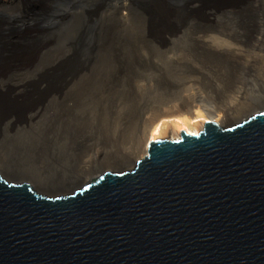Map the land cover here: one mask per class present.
I'll use <instances>...</instances> for the list:
<instances>
[{
	"label": "water",
	"instance_id": "1",
	"mask_svg": "<svg viewBox=\"0 0 264 264\" xmlns=\"http://www.w3.org/2000/svg\"><path fill=\"white\" fill-rule=\"evenodd\" d=\"M190 1L137 6L171 32ZM76 185L0 172V264H264V108L149 140L131 167Z\"/></svg>",
	"mask_w": 264,
	"mask_h": 264
},
{
	"label": "rangeland",
	"instance_id": "2",
	"mask_svg": "<svg viewBox=\"0 0 264 264\" xmlns=\"http://www.w3.org/2000/svg\"><path fill=\"white\" fill-rule=\"evenodd\" d=\"M14 1L16 2L14 3L13 9L14 11L15 9L16 10L18 9L17 11H19V12L15 11V13L22 14L24 16V20L26 19L31 20L29 21L28 24H27L28 21L27 20L25 21V25L27 27L24 26V31H23L24 37L23 36L21 37V44L24 47H26V50H29L30 48L29 50L30 52H34L33 50H35L34 56H33V58L35 57L34 58L35 61L33 62L38 61L37 62L38 64L43 65V64H46L48 61H50L51 63L48 62L47 64L52 66L53 65L52 63L54 61L53 66L55 67L53 66L52 67L55 69H52L51 71H52V74L57 79L54 82V86H53L54 88H52L51 87L52 85L50 86L49 84L48 86H46L48 92H45L44 89H41L42 85L38 84V83L40 84H43V83L40 81L38 82L37 78H32L29 80V85H28L29 90L27 89L28 92H26V94L24 93L22 97L20 98L18 97L17 99V101H22V102L27 99L28 103L27 102H24V103H27L28 107L29 106L33 107L36 105V103L41 105L43 110H41L42 108H40V111H38V115L42 114L43 112L42 114L43 117L42 115H40L39 117L37 115L38 120L36 124L25 125L24 123V124L18 125L19 124L18 123V124L12 125L8 123V121L4 120V118L6 117L5 113L8 111L7 109H9L10 107L12 108L13 105L8 104V102L4 103L3 97L0 96V106H1L0 111H2V113L0 112L1 113L0 114L1 115L0 116V128H1L0 138L2 139L3 137L4 139V140L0 139V170L2 169L5 170L8 168L10 171H12V173H14L19 178H24L30 181L32 177H34V178H39L38 180L41 182L43 181V177L46 178V176L53 174L54 172H56V170H58V172L64 171L62 170L63 169L62 167L64 165L62 164L63 163L62 161L65 159V157H62L64 155L62 151L66 152L67 151L66 149L70 147H74V145L75 146L82 145L84 147L87 144H89L87 151H85V154L83 153L81 155V158L79 157L80 155L79 156L77 155L72 165V166L75 165V168H76V170L74 169L76 176H75V179L72 180L73 184L76 185L82 181L88 180V178L90 179L91 177H94L95 175H97V173L99 172L97 170L104 168L105 165L109 166L107 167L108 169L118 168V167H131L133 164V159L138 156L135 159L136 161L143 154V150H144L143 141L145 138V134L147 133L149 135V133L152 131V128L151 127L149 128V126H152V124H155L157 122H162L165 119H169V117H167L168 116L167 114L169 113L181 112L182 116L191 118L193 121L194 128H196L198 131L199 124H202L205 120L211 119V118H208L209 114H215V116L212 115L213 116L212 120L216 121L218 119L220 120V118L223 117L224 113H226L225 116L229 115L227 118H229L230 119L229 121L232 122L235 119L237 120L238 118H241L245 113H251V111L255 110L256 108H259V107L264 108V34H263L264 29L262 30V32H258V29L257 31H253L252 33H250L252 35L250 34L248 35L249 39L247 37L246 38L244 37L242 39L243 40L242 43H239L237 40H234L236 37H234L233 33H230V34H233L232 36L224 35L223 33H215V32L208 33L209 35H214L213 36L214 39L208 38L209 35L204 36V37L202 36L205 41L212 40L213 44L218 48V50L220 52L222 51L223 54H225L223 57L221 56L222 60L223 59L224 61L230 60L231 65L233 63L232 67L233 66H234L233 68L236 67L232 72H228L226 70L224 71L223 69L221 70L222 67L219 64V62L216 60V59H219L220 56L215 57L216 58L215 59L212 57L213 55L211 56L210 53H207L200 48L201 44H199L196 41V37L191 36L190 29L184 28L181 32L176 33L175 35L166 37V39H164L163 45H161L162 47H158V46L156 47V45L150 44L152 42H148V40L145 38L147 28L149 29V27L147 26V24H146L147 27L145 26V24H143L142 26L138 24L142 17L141 15L138 14L137 10H135L131 6V5L139 4L141 0H75V1L72 0V2H70L69 0H54V2H52L53 0H46V1L45 0H29V1L28 0H18L19 2L17 0H14ZM16 3H18L19 5H17ZM15 5H17V7H15ZM120 5H123L126 8L127 6L129 7V10L128 9L123 10L122 16H120V14L117 13L118 7ZM36 8L38 9L36 10ZM23 10L25 12H23ZM7 11H9L8 14L11 13L10 12L11 10H7ZM35 13L37 14L39 13L38 16ZM42 13L45 15L42 16L43 15ZM3 14H5V12H3ZM3 14L0 13V15H2L0 18L1 23L4 22L5 17L7 15V14L5 15ZM44 17L46 21H48V23L44 21L45 20ZM32 18H34L33 20L35 19L37 20L33 21ZM32 21L34 22V24ZM1 23H0V32H1L0 33V48H2L3 46L4 38L6 35V32L2 27L3 24ZM152 24H154L153 21H152ZM30 26L32 27L30 28ZM45 26H46V29H45ZM40 29L42 32L44 33L46 32V33L45 34L42 33L41 31H39ZM2 31H4V33ZM235 33L237 36V31H235ZM261 33L263 34V36H261ZM32 35L33 37H31ZM105 35L107 38L111 40V46H108L109 47L108 49H107V45L100 46L99 48H95L94 50H92V52H90L92 49L91 43L94 42V44H98L99 41H101V39L105 37ZM247 39L248 41L249 40L252 41L253 39L254 40L257 39V40L256 42H254V40L252 42L251 41L248 42ZM41 40L43 43L41 42ZM38 41L40 44H38ZM247 43H248V46H247ZM28 44L30 47H28ZM151 45H153L156 49L154 48L155 49L154 50L153 46ZM62 47H64L65 49ZM66 47H69V48L66 49ZM41 49H44V50H41ZM60 49H61V52H60ZM64 51H67V52H64ZM79 51H83V52H79ZM202 51H204V53ZM56 52H57L56 56H58V54L60 53L59 58L55 56ZM199 52L202 55L199 54ZM40 53H44L43 54L44 57L42 56L40 58V56L42 55ZM84 53L86 55H84ZM101 53H105V56L103 57V59L99 62L97 61L94 62L96 63L94 65V70L89 75L85 76L87 74L86 73L87 69H90L92 65L94 64V63L92 64V62L94 61L93 59L97 57L98 55H100ZM146 53L147 55L145 56ZM226 57L227 58L229 57V58L226 59ZM231 57H232V60H231ZM77 58H79V60ZM109 58L111 61H109ZM132 58H133V61H132ZM204 58H207L209 62L207 61V59H204ZM40 61H42L43 63H41ZM122 61L124 62L122 63ZM109 62L111 65L115 66L114 70H113V66L108 65ZM142 63L143 64L145 63L144 64L145 66H143ZM69 65L70 67L72 66L71 67L72 69L69 67ZM215 65L216 66L218 65V66L216 67ZM125 66L127 69L125 68ZM76 67H78L79 69L77 68L76 70ZM132 67H134V70ZM139 67L140 68L143 67V68L138 69ZM146 67H148L149 69ZM69 68L72 71L68 70ZM128 68H129V71H128ZM56 69H57V72L55 71ZM144 69L146 71H144ZM73 70H76L77 72L78 71L79 72L78 73L76 71L73 72ZM139 70H141L142 73ZM236 70L238 71L236 72ZM82 71H85V72L81 74ZM149 71H151L150 73H152V75L149 73ZM225 73L229 74L228 75L229 78L227 77V74ZM239 73H240L239 76L241 78H239L238 76ZM41 74L44 76V74L46 73H41ZM113 74H117V75H113ZM223 74L226 76H223ZM46 75L47 76L49 75L48 72ZM66 75L68 76V78ZM71 76L73 77L72 80H71ZM78 76L79 77L81 76V77L79 78ZM78 78L79 79L82 78L81 79L82 82H80ZM152 80H155V81H152ZM234 80L238 86L235 84ZM67 81H69L70 83H68ZM75 81L77 84L74 83ZM55 83L57 87L55 86ZM239 83L241 85H239ZM67 84H69V86ZM80 85L83 86L84 88L80 87ZM109 85L111 86V88ZM246 85L247 87H245ZM233 86H235L236 88ZM101 87L104 89V91ZM48 88H50L51 92H49ZM64 88L67 89L66 90L67 92L65 91ZM72 88H74L75 90ZM80 89L82 90L86 89V91L83 90L84 91L83 92V91H80ZM95 89L96 90L98 89V90L96 91ZM127 90H130V91H127ZM30 91L32 92L30 93ZM35 91L38 92L39 94L36 93ZM62 92L65 94H63ZM76 93L78 95H75ZM114 94H116V97L114 96ZM54 95L56 98H53ZM57 95H59L60 98ZM64 95H67L68 98L67 96H65L66 97L65 98ZM127 95L128 96L130 95V96L128 97ZM77 96H79L80 98ZM50 97L52 98L50 99ZM75 97L76 99H73ZM81 97L85 100H83ZM47 98L50 100H47ZM121 99L122 101H124L123 103ZM51 100H53V102L55 100V102L53 103ZM81 102H84V104ZM68 103L69 104L72 103L71 106L68 105ZM114 104L115 105L117 104V105L114 106ZM42 105L48 106V107H43ZM189 107H193V110L196 112V114L200 115V117L192 118L189 115V113L184 111V110H187ZM44 108H46L47 110L46 109L44 110ZM48 109H49V112H48ZM67 111L68 113H66ZM108 111L109 112L111 111L110 113L112 115H110ZM45 113H47V115ZM216 114L219 117H217ZM51 116L53 117L51 118ZM182 116H178V117H182ZM45 117H47L48 119H43ZM157 117L159 119H157V121L154 122L153 120L154 119L156 120ZM102 119L106 121L103 122ZM224 119L226 118L224 117ZM151 122H154V123L151 124ZM8 125H9V128H8ZM11 126H13L12 128L14 130L11 129ZM21 126L23 128H21ZM81 126L83 127V129H81L82 128ZM30 127L32 129H30ZM4 129H6V131H4ZM76 129H77V132H76ZM84 129L85 131H83ZM11 131H13L14 133L13 132L11 133ZM15 131L16 132L21 131V132L16 133ZM100 131L103 133V136H101L102 133ZM9 137L11 139H9ZM86 137L87 138L89 137V138L87 139ZM155 138H159V137L157 136ZM8 139L11 141H9ZM64 139L68 140V144L70 146L67 144V141H65ZM46 140L48 142H46ZM77 140L78 141L80 140L79 142L82 141L83 144L82 142L79 143ZM96 140L97 141L99 140V142L97 143ZM4 142H6L7 144ZM8 142L10 144H8ZM3 143L6 144V147ZM107 144L108 146H106ZM22 148H24L25 150V151L23 150L24 152H22ZM62 148H65V149L62 150ZM53 149L55 152L53 151ZM49 150H51L54 153L50 151L52 154L51 155ZM114 150H116V152ZM59 152H60V155H59ZM119 152H120V155L118 154ZM10 153H12V155ZM23 153H25L26 155ZM36 153L37 154L40 153V155L38 154L39 155L38 156ZM104 153L106 154L107 158ZM115 153L119 157L115 156ZM36 155L38 158L37 157L35 158ZM18 156L19 157L21 156V157L19 158ZM47 156L50 160L47 158ZM13 157L15 158L18 157V158L14 159ZM58 157L63 158V159H59ZM112 157L114 158L112 159ZM12 158L16 160V162H18V159H19V162L15 163ZM21 158H24V159H21ZM54 158L55 159L57 158L58 161H55ZM80 160L85 161L84 164H81V162H78ZM45 161H48L49 163ZM88 161H91V163L89 162L90 165H87ZM10 163L12 166L13 165L14 166L12 167ZM57 166L59 167V169ZM48 173H51V174H48ZM57 185H60L57 189L63 187L62 186L63 184H57ZM69 187L70 186H67L65 188H69Z\"/></svg>",
	"mask_w": 264,
	"mask_h": 264
},
{
	"label": "bare ground",
	"instance_id": "3",
	"mask_svg": "<svg viewBox=\"0 0 264 264\" xmlns=\"http://www.w3.org/2000/svg\"><path fill=\"white\" fill-rule=\"evenodd\" d=\"M18 1V0H17ZM29 1V0H28ZM46 1V0H45ZM70 2H72V0H69ZM73 1H75V0H73ZM16 1H14V0H0V13L1 14H3V12H5V14H7L6 15V17H5V20H4V22H0L1 24H3L2 25V27H3V29L5 30V32H6V35H5V38H4V43H3V46H2V48H0V96H2L3 97V102L4 103H7L8 102V104H11V105H13V107L11 108L10 106V108L9 109H7L8 111V113L6 112L5 113V115H6V117L4 118V120H6V121H8V123H10V124H12V125H14V124H18V125H20V124H24L25 123V125H31V124H36V122H37V118L40 116V115H42L43 114V112H42V114H39L38 115V111H40V108H42L41 107V105L40 104H38V103H36V105L35 106H27L28 104V102H27V99L25 100V101H17V99H18V97L20 98V97H22L23 95H24V93L26 94V92H28V85H29V80L30 79H32V78H37V81L39 82H42L43 84H40V83H38L39 85H42V88L41 89H44V91L45 92H48V90H47V87L46 86H48L49 84H50V86L52 87V88H54L53 86H54V82H55V80L57 79L53 74H52V69H55V68H53V67H55V66H53L54 65V61H53V67L51 66V65H48L47 63L48 62H50V61H48L46 64H43V65H41V64H38L37 62H33V61H35L34 60V58H33V56H34V52H35V50H33L34 52H30L29 50H30V48H29V50H26V47H24L22 44H21V37L23 36V31H24V26H26L25 25V21L27 20H24V16L22 15V14H18V13H15V11L16 12H19V11H17L16 9H15V11H14V9H13V7H14V3H15ZM19 2V1H18ZM52 2H54V0L52 1ZM30 3V2H29ZM44 3V2H43ZM48 3H49V1H48ZM69 3V2H68ZM68 3H66V4H68ZM17 5H19L18 3H16ZM51 4V3H50ZM17 5H15V7H17ZM21 5V4H20ZM27 5V4H26ZM25 5V6H26ZM34 5V4H33ZM131 5V4H130ZM24 6V5H23ZM38 6V5H37ZM44 6V5H43ZM47 6V5H46ZM50 6V5H49ZM135 10H137V12H138V14L139 15H141V19H140V21H139V23L138 24H140V26H142L143 24H145V26H146V24H147V26L149 27V29L147 28V31H146V35H145V38L148 40V42H152V43H150V44H153V45H156V47L158 46V47H162L161 45H163V43H164V39H166V37H169V36H171V35H175L176 33H179V32H181L184 28H187V29H190L191 30V36H193V37H196V41L199 43V44H201V49L202 50H204L205 52H207V53H210L211 54V56L213 57V58H215V57H217V56H220V58L219 59H216L218 62H219V64L221 65V70L223 69L224 71L226 70V71H228V72H232L235 68H233L232 67V65H233V63H232V65H231V61L230 60H225L224 61V59L222 60L221 59V56L223 57L225 54H223V52L221 51H219L218 50V48L213 44V42H212V40H207V41H205L204 40V36H208L209 34L208 33H210V32H215V33H223L224 35H233L234 34V37H236L234 40H237L239 43H242V39L245 37H247L248 38V35L250 34V33H252L253 31H257V29H258V32H262V30L264 29V0H214V1H212L211 2V0L209 1V0H195V1H190L189 2V4H188V11H187V13H186V15H184L183 17H170V19H169V21H172V22H175V24H177V25H180V27H178L177 28V30H175V31H166V30H159V29H154L153 30V28L151 27V20H150V16L148 15V14H146V13H144V12H142L141 10H140V8L137 6V5H131ZM28 7V6H27ZM32 7V6H31ZM54 7V6H53ZM41 8H42V6H41ZM99 8V7H98ZM24 9V8H23ZM30 9V8H29ZM38 8H36V10H37ZM45 9V8H44ZM124 9H128L129 10V7L127 6V8L125 7V6H123V5H120L119 7H118V10H117V13H119L120 14V16H122L123 15V10ZM7 10H11L10 12V14H8L9 13V11H7ZM20 10V9H19ZM33 10V9H32ZM35 10V11H36ZM49 10V9H48ZM196 10H198V14H196L194 11H196ZM21 11V10H20ZM25 11H26V9H25ZM24 10H23V12H25ZM42 11V10H41ZM31 12V11H30ZM44 12V11H43ZM46 12V11H45ZM41 13V12H40ZM103 13V12H102ZM5 14H3V15H5ZM26 14V13H25ZM24 14V15H25ZM35 14H37V13H35ZM39 14V13H38ZM38 14H37V16H38ZM43 14V13H42ZM41 14V15H42ZM47 14V13H46ZM27 15V14H26ZM30 15H32V14H30ZM45 14H43L42 16H44ZM56 15V14H55ZM1 16L2 15H0V18H1ZM42 16H40V17H42ZM49 16V15H48ZM57 16V15H56ZM100 16H101V14H100ZM26 17V16H25ZM33 17V16H32ZM53 17V16H52ZM3 18V17H2ZM60 18V17H59ZM34 18H32V20H33ZM44 19H45V17H44ZM37 19H35V20H33V21H36ZM48 20V19H47ZM28 22H27V24L29 23V21H31V20H27ZM32 21V22H33ZM41 21H43V20H41ZM44 21H46V19L44 20ZM31 22V23H32ZM47 23H48V21H46ZM45 22V23H46ZM36 23V22H35ZM43 23V22H42ZM33 24H34V22H33ZM38 24V23H37ZM37 24H35V25H37ZM40 24V23H39ZM50 24V23H49ZM29 25H31V24H29ZM47 25V24H46ZM53 25V24H52ZM44 26V25H43ZM146 26V27H147ZM1 27V28H2ZM27 27V26H26ZM32 26H30V28H31ZM41 28V27H40ZM51 28V27H50ZM27 29H29V28H27ZM45 29H46V26H45ZM48 29V28H47ZM2 30V29H1ZM50 30V29H49ZM30 31H31V29H30ZM29 31V32H30ZM34 31V30H33ZM37 31H38V29H37ZM36 31V32H37ZM39 31H41V29L39 30ZM44 31V30H43ZM224 31V32H223ZM235 31H237V36H236V33H235ZM3 33H4V31H2ZM27 32V31H26ZM42 32V31H41ZM49 32V31H48ZM1 33V32H0ZM42 33H44V32H42ZM46 33V32H45ZM44 33V34H45ZM230 33H233V34H230ZM36 34H38V33H36ZM43 34V35H44ZM264 34V33H263ZM263 34L261 33V36H263ZM250 35H252V34H250ZM254 35V34H253ZM258 35V34H257ZM259 35H260V33H259ZM27 36H28V34H27ZM46 36V35H45ZM108 36V35H107ZM203 36V37H202ZM214 35H209L208 36V38H210V39H214V37H213ZM231 36H230V38H231ZM24 37V36H23ZM26 37V36H25ZM31 37H33V35L31 36ZM31 37H30V39H31ZM36 37V36H35ZM38 37V36H37ZM42 37V36H41ZM40 37V38H41ZM51 37V36H50ZM124 37V36H123ZM229 37V36H228ZM253 37V36H252ZM39 38V39H40ZM43 38H44V36H43ZM48 38V37H47ZM255 38H256V36H255ZM257 38H259V37H257ZM262 38V37H261ZM39 39H37V40H39ZM46 39V38H45ZM49 39H51V38H49ZM119 39V38H118ZM233 39H232V41H233ZM249 39V38H248ZM248 39H247V41H248ZM172 40V39H171ZM254 40V39H253ZM252 40V41H253ZM257 40V39H256ZM256 40H254V42H256ZM261 40H263V39H261ZM25 41V40H24ZM26 41H27V39H26ZM33 41V40H32ZM46 41V40H45ZM44 41V42H45ZM113 41V40H112ZM231 41V42H232ZM244 41H246V40H244ZM249 41H251V40H249ZM248 41V42H249ZM251 41V42H252ZM2 42H3V40H2ZM1 42V43H2ZM41 42H42V40H41ZM118 42H119V40H118ZM258 42V41H257ZM23 43V42H22ZM26 43V42H25ZM34 43H35V41H34ZM43 43V42H42ZM98 43V42H97ZM116 43V42H115ZM24 44V43H23ZM38 44H40L39 43V41H38ZM49 44V43H48ZM121 44V43H120ZM246 44V43H245ZM251 44V43H250ZM36 45V44H35ZM105 45H107V49L109 48L108 46H111V40L109 39V38H107L106 37V35H105V37H103V39H101V41H99V43L98 44H94V42L93 43H91V51L90 52H92V50H94L95 48H99L100 46H105ZM153 45H151V46H153ZM253 45H255V44H253ZM27 46V45H26ZM37 46V45H36ZM35 46V47H36ZM39 46V45H38ZM41 46V45H40ZM48 46V45H47ZM90 46V45H89ZM247 46H248V43H247ZM28 47H30L29 46V44H28ZM33 47V46H32ZM32 47H31V49H32ZM38 48V47H37ZM37 48H35V49H37ZM43 48H44V46H43ZM62 48H64V47H62ZM67 48H69V47H66V49ZM72 48H73V46H72ZM148 48H149V46H148ZM155 47L153 46V49H154ZM164 48V47H163ZM34 49V48H33ZM65 49V48H64ZM63 49V50H64ZM150 49H152V48H150ZM156 49V48H155ZM154 49V50H155ZM158 49H160V48H158ZM217 49V50H216ZM41 50H44V49H41ZM41 50H39V51H41ZM75 50V49H74ZM79 50V49H78ZM78 50H77V52H78ZM87 50V49H86ZM59 51V50H58ZM57 51V52H58ZM68 51V50H67ZM67 51H64V52H67ZM69 51H70V49H69ZM161 51V50H160ZM201 51V50H200ZM204 51H202L203 53H204ZM218 51V52H217ZM57 52H56V54H55V56L57 55ZM60 52H61V49H60ZM63 52V53H64ZM74 52V51H73ZM76 52V53H77ZM79 52H83V51H79ZM90 52H88V53H90ZM148 52V51H147ZM197 52V51H196ZM33 53V54H32ZM63 53H62V55H63ZM70 53H71V51H70ZM70 53H68V54H70ZM75 53V54H76ZM87 53V52H86ZM36 54V53H35ZM40 54H42L41 56H40V58L43 56V54L44 53H40ZM39 54V55H40ZM149 54V53H148ZM199 54H201L200 52H199ZM206 54V53H205ZM59 55H60V53L58 54V56H56V57H58L59 58ZM79 55V54H78ZM81 55V54H80ZM84 55H86L85 53H84ZM147 55V53L145 54V56ZM202 55V54H201ZM200 55V56H201ZM208 55V54H207ZM226 55H227V53H226ZM31 56V57H30ZM68 56V55H67ZM66 56V57H67ZM75 56V55H74ZM82 56H83V54H82ZM81 56V57H82ZM88 56V55H87ZM105 56V53H101L100 55H98L97 57H95L92 61V64L94 63V62H99V61H101L102 59H103V57ZM205 56V55H204ZM37 57V56H36ZM44 57V56H43ZM61 57V56H60ZM65 57V58H66ZM91 57H92V55H91ZM137 57V56H136ZM142 57V56H141ZM141 57H140V59H141ZM199 57V56H198ZM38 58V57H37ZM118 58V57H117ZM144 58V57H143ZM208 58V57H207ZM207 58H204V59H207ZM225 58V57H224ZM229 58V57H228ZM227 57H226V59H228ZM61 59V58H60ZM69 59H70V57H69ZM72 59V58H71ZM78 60H79V58H77ZM77 59H76V61H77ZM106 59V58H105ZM147 59V58H146ZM209 59V58H208ZM208 59H207V61H208ZM221 59V60H220ZM52 60V59H51ZM56 60H58V59H56ZM64 60V59H63ZM66 60V59H65ZM68 60V59H67ZM87 60V59H86ZM119 60V59H118ZM138 60H139V58H138ZM231 60H232V57H231ZM43 61V60H42ZM42 61H40L41 63H43ZM71 61V60H70ZM109 61H111L110 60V58H109ZM114 61V60H113ZM116 61V60H115ZM120 61V60H119ZM132 61H133V58H132ZM135 61V60H134ZM234 61V60H233ZM232 61V62H233ZM62 62V61H61ZM108 62V61H107ZM117 62V61H116ZM115 62V63H116ZM124 61H122V63H123ZM142 62V61H141ZM147 62V61H146ZM209 62V61H208ZM211 62V61H210ZM216 62V61H215ZM51 63V62H50ZM58 63V62H57ZM63 63H65V62H63ZM69 63V62H68ZM67 63V64H68ZM80 63V62H79ZM78 63V64H79ZM119 63V62H118ZM140 63V62H139ZM70 64V63H69ZM81 64V63H80ZM83 64H84V62H83ZM86 64V63H85ZM96 63H94L93 65H92V67L90 68V69H87V74L85 75V76H87V75H89L93 70H94V65H95ZM113 64H114V62H113ZM129 64V63H128ZM143 64V63H142ZM145 64V63H144ZM143 64V66H145ZM205 64H206V62H205ZM71 65V64H70ZM70 65H69V67H70ZM108 65H110V66H113V65H111L110 64V62L108 63ZM119 65V64H118ZM125 65V64H124ZM133 65H134V63H133ZM139 65V64H138ZM137 65V66H138ZM213 65V64H212ZM235 65V64H234ZM66 66V65H65ZM79 66V65H78ZM85 66V65H84ZM89 66V65H88ZM120 66V65H119ZM129 66V65H128ZM151 66V65H150ZM216 66V65H215ZM214 66V67H215ZM218 66V65H217ZM216 66V67H217ZM67 67V66H66ZM72 67V66H71ZM70 67V68H71ZM82 67V66H81ZM114 67L115 66H113V70H114ZM124 67V66H123ZM57 68V67H56ZM70 68L68 69V70H70ZM77 68L78 67H76V70H77ZM83 68V67H82ZM88 68V67H87ZM117 68V67H116ZM119 68V67H118ZM122 68V67H121ZM125 68H126V66H125ZM133 68V70H134V67H132ZM141 68H143V67H141ZM140 67L138 68V69H141ZM146 68H148V67H146ZM145 68V69H146ZM63 69V68H62ZM72 69V68H71ZM79 69V68H78ZM110 69H112V68H110ZM127 69V68H126ZM137 69V68H136ZM144 69V71H146ZM149 69V68H148ZM218 69H219V67H218ZM66 70V69H65ZM64 70V71H65ZM76 70H73V72L74 71H76ZM83 70V69H82ZM85 70V69H84ZM123 70V69H122ZM152 70V69H151ZM154 70V69H153ZM215 70V69H214ZM51 71V72H50ZM56 72H57V69L55 70ZM70 71H72V70H70ZM69 71V72H70ZM96 71V70H95ZM128 71H129V68H128ZM140 72H141V70H139ZM216 71H218V70H216ZM238 70H236V72H237ZM47 72H48V76L46 75L47 74ZM59 72V71H58ZM77 72V71H76ZM79 72V71H78ZM77 72V73H78ZM81 72V71H80ZM83 72H85V71H82V73L81 74H83ZM115 72V71H114ZM135 72V71H134ZM139 72V73H140ZM151 71H149V73H150ZM235 72V73H236ZM41 73H46V74H44V76L41 74ZM66 73H68V72H66ZM71 73V72H70ZM137 73V72H136ZM138 73V74H139ZM142 73V72H141ZM140 73V74H141ZM159 73V72H158ZM241 73V72H240ZM240 73L238 74V76L240 75ZM62 74V73H61ZM106 74V73H105ZM104 74V75H105ZM108 74V73H107ZM151 75H152V73H150ZM154 74V73H153ZM219 74H221V73H219ZM225 74H227V73H225ZM242 74V73H241ZM46 75V76H45ZM53 75V76H52ZM60 75V74H59ZM78 75V74H77ZM95 75V74H94ZM113 75H117V74H113ZM146 75H148V74H146ZM228 75L229 74H227V77H228ZM243 75V74H242ZM61 76V75H60ZM64 76V75H63ZM67 76V75H66ZM73 76V75H72ZM71 76V80H72V78L74 77H72ZM140 76V75H139ZM141 76H143V75H141ZM223 76H226V75H224L223 74ZM231 76V75H230ZM79 77V76H78ZM81 77V76H80ZM79 77V78H80ZM100 77H102V76H100ZM115 77V76H114ZM156 77V76H155ZM155 77H154V79H155ZM58 78H59V76H58ZM67 78H68V76H67ZM75 78V77H74ZM78 78V79H79ZM89 78H91V77H89ZM88 78V79H89ZM93 78H95V77H93ZM92 78V79H93ZM117 78V77H116ZM159 78V77H158ZM161 78V77H160ZM229 78V77H228ZM239 78H241L240 76H239ZM77 79V78H76ZM82 79V78H81ZM81 79H79L80 80V82H82V80ZM84 79V78H83ZM99 79V78H98ZM106 79V78H105ZM109 79V78H108ZM157 79V78H156ZM225 79H226V77H225ZM231 79V78H230ZM243 79V78H242ZM43 80V81H42ZM94 80V79H93ZM107 80V79H106ZM106 80H105V82H106ZM115 80V79H114ZM164 80H166V79H164ZM232 80V79H231ZM245 80V79H244ZM34 81V80H33ZM59 81H61V80H59ZM64 81V80H63ZM73 81H74V79H73ZM84 81V80H83ZM99 81V80H98ZM152 81H155V80H152ZM31 82V81H30ZM68 83H70L69 81H67ZM72 82V81H71ZM157 82V81H156ZM234 82H235V80H234ZM233 82V83H234ZM239 82V81H238ZM242 82V81H241ZM59 83V82H58ZM74 83H76V81L74 82ZM79 83V82H78ZM101 83V82H100ZM108 83V82H107ZM111 83H112V81H111ZM161 83H162V81H161ZM164 83V82H163ZM232 83V84H233ZM247 83V82H246ZM64 84V83H63ZM62 84V85H63ZM77 84V83H76ZM82 84V83H81ZM86 84V83H85ZM103 84V83H102ZM109 84V83H108ZM114 84V83H113ZM235 84H236V82H235ZM244 84V83H243ZM68 86H69V84H67ZM237 85V84H236ZM239 85H241L240 83H239ZM31 86V85H30ZM35 86V85H34ZM55 86H56V83H55ZM61 86V85H60ZM65 86V85H64ZM67 86V87H68ZM104 86V85H103ZM106 86V85H105ZM110 86V85H109ZM114 86V85H113ZM112 86V87H113ZM238 86V85H237ZM39 87V86H38ZM50 87V88H51ZM57 87V86H56ZM55 87V88H56ZM76 87V86H75ZM79 87V86H78ZM80 87H83V86H81L80 85ZM89 87V86H88ZM94 87H95V85H94ZM100 87V86H99ZM229 87H231V86H229ZM233 87H235V86H233ZM240 87V86H239ZM242 87V86H241ZM243 87H244V85H243ZM245 87H247V85L245 86ZM50 88H48L49 89V92H51V90H50ZM66 88V87H65ZM64 88V89H65ZM84 88V87H83ZM102 88V87H101ZM106 88V87H105ZM110 88H111V86H110ZM226 88H228V87H226ZM236 88V87H235ZM28 89V90H27ZM34 89V88H33ZM39 89V88H38ZM72 89H74V88H72ZM103 89V88H102ZM238 89V88H237ZM244 89V88H243ZM62 90V89H61ZM67 89H65V91H66ZM75 90V89H74ZM84 90V89H83ZM82 89H80V91H83ZM96 90V89H95ZM98 90V89H97ZM96 90V91H97ZM227 90V89H226ZM229 90V89H228ZM230 90H231V88H230ZM239 90V89H238ZM241 90V89H240ZM38 91V90H37ZM40 91V90H39ZM60 91V90H59ZM79 91V92H80ZM84 91H86V89L84 90ZM83 91V92H84ZM94 91V90H93ZM103 91H104V89H103ZM115 91V90H114ZM125 91H126V89H125ZM125 91H124V93H125ZM127 91H130V90H127ZM32 91H30V93H31ZM33 92H34V90H33ZM36 92V91H35ZM67 92V91H66ZM36 93H38V92H36ZM57 93V92H56ZM55 93V94H56ZM59 93V92H58ZM63 93V92H62ZM71 93V92H70ZM69 93V94H70ZM90 93H91V91H90ZM90 93H89V95H90ZM97 93V92H96ZM123 93V92H122ZM128 93V92H127ZM39 94V93H38ZM47 94V93H46ZM50 94V93H49ZM54 94V93H53ZM63 94H65V93H63ZM109 94V93H108ZM111 94V93H110ZM113 94V93H112ZM60 95H62V94H60ZM75 95H78L77 93L75 94ZM79 95H80V93H79ZM81 95H82V93H81ZM42 96H43V94H42ZM48 96H50V95H48ZM57 96H59V95H57ZM65 96H67V95H64V97ZM70 96V95H69ZM107 96H109V95H107ZM114 96L116 97V94H114ZM128 96V95H127ZM130 96V95H129ZM128 96V97H129ZM132 96V95H131ZM1 97V98H2ZM63 97V98H64ZM74 97V96H73ZM77 97H79V96H77ZM52 97H50V99H51ZM53 98H56L55 97V95H54V97ZM59 98H60V96H59ZM66 98V97H65ZM67 98H68V96H67ZM80 98V97H79ZM79 98H78V100H79ZM82 98V97H81ZM111 98V97H110ZM114 98V97H113ZM126 98V97H125ZM131 98V97H130ZM50 99H48L47 98V100H50ZM73 99H76V97L75 98H73ZM83 99V98H82ZM81 99V100H82ZM128 99V98H127ZM126 99V100H127ZM35 100V99H34ZM38 100V99H37ZM45 100V99H44ZM80 100V101H81ZM83 100H85V99H83ZM104 100V99H103ZM107 100V99H106ZM111 100V99H110ZM109 100V101H110ZM124 100V99H123ZM129 100V99H128ZM30 101H32V100H30ZM52 102H53V100H51ZM58 101H60V100H58ZM63 101V100H62ZM66 101V100H65ZM67 101H69V100H67ZM121 101H122V99H121ZM24 102H27V103H24ZM37 102V101H36ZM44 102V101H43ZM54 102H55V100H54ZM53 102V103H54ZM76 102H78V101H76ZM105 102V101H104ZM103 102V103H104ZM119 102V101H118ZM124 101H122V103H123ZM127 102V101H126ZM45 103H46V101H45ZM63 103V102H62ZM61 103V104H62ZM81 103H83L84 104V102H81ZM87 103V102H86ZM1 104H2V102H1ZM7 104V105H8ZM29 104H31V103H29ZM60 104V103H59ZM58 104V105H59ZM72 104V103H71ZM71 104H69L68 103V105H70L71 106ZM88 104V103H87ZM105 104H107V103H105ZM110 104V103H109ZM120 104V103H119ZM5 105V104H4ZM82 105V104H81ZM90 105V104H89ZM113 105V104H112ZM117 105V104H116ZM115 104H114V106H116ZM126 105H127V103H126ZM6 106V105H5ZM43 107H48V106H44V105H42ZM60 106V105H59ZM78 106V105H77ZM79 106H80V104H79ZM85 106H87V105H85ZM94 106V105H93ZM103 106V105H102ZM7 107V106H6ZM51 107V106H50ZM50 107H49V109H50ZM73 107V106H72ZM71 107V108H72ZM101 107V106H100ZM123 107V106H122ZM0 108H1V106H0ZM81 108V107H80ZM262 107H259V108H256L255 110H253V111H251V112H254V111H257V110H260ZM46 108H44V110H45ZM49 109H48V112H49ZM55 109V108H54ZM73 109V108H72ZM76 109H77V107H76ZM103 109V108H102ZM4 110V109H3ZM41 110H43V108L41 109ZM47 110V109H46ZM56 110V109H55ZM54 110V111H55ZM58 110V109H57ZM61 110V109H60ZM59 110V111H60ZM79 110V109H78ZM87 110V109H86ZM94 110V109H93ZM52 111V110H51ZM102 111V110H101ZM104 111V110H103ZM184 111H186L187 113H189V115L193 118V117H200V115H198V114H196V112L193 110V107H189L187 110H184ZM1 113H2V111H0ZM45 112V111H44ZM47 112V111H46ZM70 112V111H69ZM93 112H95V111H93ZM111 112V111H110ZM109 111H108V113H110ZM0 113V114H1ZM53 113H55V112H53ZM66 113H68V111L66 112ZM71 113V112H70ZM69 113V114H70ZM46 115H47V113H45ZM44 114V115H45ZM50 114V113H49ZM179 114H181V112H172V113H169V114H167L168 116L167 117H169V119H165L164 121H162V122H157V123H155V124H152V123H154L155 121H157V119H159L158 117L156 118V120L154 119L153 121L154 122H151V124H152V126H149V128L151 127L152 128V131L149 133V135L146 133L145 134V138H144V141H143V154L145 153V150H146V144H147V142L149 141V140H152V139H155V137H159V138H175V137H178V135H179V132H180V129L181 130H184V131H186V132H188V133H196L197 132V129L196 128H194V125H193V121H192V119L191 118H187L186 116H182V114L181 115H179ZM249 113H245L241 118H238V119H242V118H244L245 116H247ZM37 115H38V117H37ZM45 115V116H46ZM62 115V114H61ZM64 115V114H63ZM71 115V114H70ZM98 115V114H97ZM110 115H112L111 113H110ZM182 116V117H178V116ZM212 115H214L215 116V114H209L208 115V118H211V119H208V120H212ZM226 115V113H224V115H223V117H221L220 118V120L218 119V120H216V122H218V123H220V124H228V123H231L229 120V118H227L228 116H225ZM1 116V115H0ZM57 116V115H56ZM216 116H217V114H216ZM4 117V116H3ZM42 117H43V115H42ZM53 116H51V118H52ZM217 117H219V116H217ZM224 117L226 118V119H224ZM41 118V117H40ZM70 118V117H69ZM43 119H48L47 117H45V118H43ZM203 119V118H202ZM237 119V120H238ZM86 120V119H85ZM91 120V119H90ZM97 120V119H96ZM103 120V119H102ZM232 120V119H231ZM236 119L234 120V121H237ZM3 121V120H2ZM43 121V120H42ZM82 121V120H81ZM93 121H95V120H93ZM98 121V120H97ZM101 121V120H100ZM99 121V122H100ZM104 121H106V120H103V122ZM234 121H232V122H234ZM46 122V121H45ZM85 122V121H84ZM6 123V122H5ZM86 123V122H85ZM204 123V122H203ZM203 123L202 124H199V129L202 127V125H203ZM150 124V125H151ZM82 125V124H81ZM93 126V125H92ZM98 126V125H97ZM2 127V126H1ZM13 126H11V129H13L12 128ZM25 127V126H24ZM33 127V126H32ZM78 127H80V126H78ZM82 127V126H81ZM89 127V126H88ZM6 128V127H5ZM8 128H9V125H8ZM17 128V127H16ZM21 128H23L22 126H21ZM21 128H19V129H21ZM86 128V127H85ZM106 128V127H105ZM1 129V128H0ZM7 129V128H6ZM6 129H4V131H6ZM10 129V130H11ZM30 129H32L31 127H30ZM29 129V130H30ZM72 129V128H71ZM81 129H83V127L81 128ZM3 130V129H2ZM8 130V129H7ZM14 130V129H13ZM23 130V129H22ZM28 130V129H27ZM69 130V129H68ZM67 130V131H68ZM88 130V129H87ZM86 130V131H87ZM93 130V129H92ZM91 130V131H92ZM106 130V129H105ZM83 131H85V129L83 130ZM13 131H11V133H12ZM16 132V131H15ZM19 133L21 132V131H18ZM18 132H16V133H18ZM69 132V131H68ZM75 132V131H74ZM76 132H77V129H76ZM101 132V131H100ZM11 133H10V135H11ZM14 133V132H13ZM70 133V132H69ZM79 133V132H78ZM84 133V132H83ZM91 133V132H90ZM102 133V132H101ZM5 134V133H4ZM8 134V133H7ZM2 135H3V133H2ZM1 135V136H2ZM9 135V134H8ZM64 135V134H63ZM70 135H72V134H70ZM14 136V135H13ZM88 136V135H87ZM101 136H103V133H102V135ZM100 136V137H101ZM10 137H12V136H10ZM9 137V139H11ZM48 137V136H47ZM46 137V138H47ZM65 137V136H64ZM80 137V136H79ZM81 137H82V135H81ZM7 138V137H6ZM50 138V137H49ZM61 138V137H60ZM69 138H70V136H69ZM75 138V137H74ZM87 138V137H86ZM89 138V137H88ZM87 138V139H88ZM103 138V137H102ZM1 139V138H0ZM2 139H3V137H2ZM1 139V140H2ZM8 139V140H9ZM77 139V138H76ZM80 139V138H79ZM92 139V138H91ZM4 140V139H3ZM65 140V139H64ZM71 140V139H70ZM9 141H11V140H9ZM65 141H67V144H68V140H65ZM64 141V142H65ZM78 141V140H77ZM80 141V140H79ZM78 141V142H79ZM89 141V140H88ZM95 141V140H94ZM97 141V140H96ZM46 142H48L47 140H46ZM82 142V141H81ZM81 142H79V143H81ZM99 142V140L97 141V143ZM4 143H6V142H4ZM3 143V144H4ZM86 143H87V141H86ZM92 143V142H91ZM106 143V142H105ZM7 144V143H6ZM6 144H4L5 145V147H6ZM8 144H10L9 142H8ZM82 144H83V142H82ZM94 144V143H93ZM96 144V143H95ZM69 145V144H68ZM86 145V144H85ZM88 145L89 144H87L86 146H75L74 145V147H70V148H68V149H66L67 151L66 152H64V151H62L63 153H64V155L62 156V157H65V159L62 161L63 163L62 164H64L63 165V169L62 170H64L63 172H58V170H56V172H54L53 174H51V173H48V174H51V175H48V176H46V178L45 177H43V181H39L38 179L39 178H34V177H32V179L30 180V182L32 183V184H34V185H36V186H38V187H40L41 189H44V190H46V191H60V190H63L65 187H67V186H70V187H72L74 184H73V181L72 180H74L75 179V176H76V174H75V171H74V169L76 170V168H75V165L74 166H72L73 165V163H74V161H75V157L78 155H80L79 157L81 158V155L84 153L85 154V151H87V149H88ZM104 145V144H103ZM102 145V146H103ZM64 146H66V145H64ZM63 146V147H64ZM70 146V145H69ZM72 146V145H71ZM106 146H108V144L106 145ZM5 147H4V149H5ZM91 147V146H90ZM8 149V148H7ZM36 149V148H35ZM48 149V148H47ZM51 149V148H50ZM63 149H65V148H62V150ZM111 149V148H110ZM115 149V148H114ZM9 150V149H8ZM24 150V148H22V152H24L23 151ZM37 150V149H36ZM52 150V149H51ZM51 150H49V152L51 151ZM96 150V149H95ZM7 151V150H6ZM18 151H20V150H18ZM47 151V150H46ZM53 151H54V149H53ZM60 151H61V149H60ZM110 151H112V150H110ZM115 152H116V150H114ZM10 152V151H9ZM36 152H38V151H36ZM40 152V151H39ZM48 152V151H47ZM52 152V151H51ZM51 152H50V154H51ZM55 152V151H54ZM54 152H52V153H54ZM95 152V151H94ZM102 152H103V150H102ZM101 152V153H102ZM122 152V151H121ZM18 153V152H17ZM21 153V152H20ZM33 153V152H32ZM58 153V152H57ZM100 153V154H101ZM6 154V153H5ZM11 155H12V153H10ZM14 154V153H13ZM23 154H25V153H23ZM31 154V153H30ZM37 154V153H36ZM39 155H40V153H38ZM37 154V155H38ZM56 154V153H55ZM103 154V153H102ZM105 154V153H104ZM111 154V153H110ZM109 154V155H110ZM114 154V153H113ZM119 155H120V152L118 153ZM142 154V155H143ZM26 155V154H25ZM29 155V154H28ZM37 155L35 156V158L37 157ZM38 155V156H39ZM52 155V154H51ZM54 155V154H53ZM59 155H60V152H59ZM93 155V154H92ZM141 155V156H142ZM15 156V155H14ZM21 156H23V155H21ZM20 156V157H21ZM31 156V155H30ZM44 156V155H43ZM56 156V155H55ZM105 156H106V154H105ZM115 156H118L116 153H115ZM140 156V157H141ZM19 157V156H18ZM17 157V158H18ZM19 157V158H20ZM41 157H42V155H41ZM46 157V156H45ZM57 157V156H56ZM61 157V156H60ZM119 157V156H118ZM138 157V156H137ZM136 157V158H137ZM139 157V158H140ZM14 159H17V158H15V157H13ZM12 158V159H13ZM38 158V157H37ZM47 158H48V156H47ZM46 158V159H47ZM59 158V157H58ZM105 158V157H104ZM106 158H107V156H106ZM114 157H112V159H113ZM136 158H134L133 159V163L135 162V159ZM13 159V160H14ZM21 159H24V158H21ZM20 159V160H21ZM46 159H44V160H46ZM49 159V158H48ZM47 159V160H48ZM52 159V158H51ZM55 159V158H54ZM57 159V158H56ZM55 159V161H58V159L56 160ZM59 159H63V158H59ZM117 159V158H116ZM119 159V158H118ZM50 160V159H49ZM48 160V161H49ZM48 161H45V162H48ZM113 161V160H112ZM116 161V160H115ZM14 162L15 163H18L19 162V159H18V162H16V160H14ZM23 162V161H22ZM51 162V161H50ZM78 162H81V164H84V162L85 161H78ZM91 163V161H88V163H87V165H90V163ZM49 163V162H48ZM55 163V162H54ZM53 164V163H52ZM78 164V163H77ZM76 164V165H77ZM10 165H11V163H10ZM16 165V164H15ZM47 165V164H46ZM51 165V164H50ZM49 165V166H50ZM12 166V165H11ZM14 166V165H13ZM12 166V167H13ZM55 166H56V164H55ZM84 166V165H83ZM53 167V166H52ZM58 167V166H57ZM74 167V168H73ZM107 167H109V166H106L105 165V167L104 168H102V169H100V170H97V171H99L98 173H97V175L98 174H100L102 171H105L106 169L107 170H114V169H120V170H122V169H124V167H118V168H112V169H108ZM42 169V168H41ZM50 169V168H49ZM57 169V168H56ZM58 169H59V167H58ZM44 170V169H43ZM42 170V171H43ZM61 170V171H62ZM102 170V171H101ZM3 174H5L6 176H8V177H12V178H19V177H17L14 173H12V171H10L8 168L7 169H5V170H0ZM55 171V170H54ZM101 171V172H100ZM53 172V171H52ZM56 173H58V174H56ZM92 178V177H91ZM90 178V179H91ZM89 178H88V180H90ZM88 180H85V181H82V182H80L79 184H82V183H85L86 181H88ZM61 183H60V182ZM57 184H63L62 186V188H59V189H57L60 185H57ZM74 186H77V185H74Z\"/></svg>",
	"mask_w": 264,
	"mask_h": 264
}]
</instances>
